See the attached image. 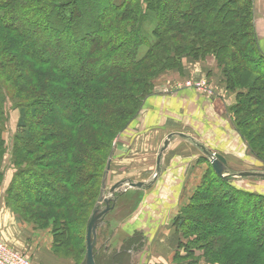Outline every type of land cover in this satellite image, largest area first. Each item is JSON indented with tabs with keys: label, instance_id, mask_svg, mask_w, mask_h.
I'll list each match as a JSON object with an SVG mask.
<instances>
[{
	"label": "trees",
	"instance_id": "16d2710c",
	"mask_svg": "<svg viewBox=\"0 0 264 264\" xmlns=\"http://www.w3.org/2000/svg\"><path fill=\"white\" fill-rule=\"evenodd\" d=\"M252 5L250 0H0V188L8 89L13 93L10 101H19L17 126L23 129L15 139L12 166L27 165V156L51 143L46 162L35 159L32 163L51 169L49 176L38 175L34 168L24 178L26 191L11 189L4 203L12 210L22 201L19 207L25 209L33 205L45 210L74 209L78 198H86L82 193L88 180L98 178L105 166L109 144L152 95V79L165 70L180 69L182 58L214 57L225 89L236 94L231 111L236 114L244 105L240 112L247 110L244 115H251L255 125L264 121V98L255 99L247 92L257 90L264 96V54L254 33ZM207 9L213 17L205 22L200 10ZM253 106L263 113L261 118L248 114ZM38 110L46 112L40 115ZM31 115L42 117L35 131L33 127L25 132L24 120ZM235 119L240 132L242 123ZM98 128L107 131L106 142L91 136ZM240 135L261 161L259 151L264 145L257 150L250 139ZM88 167L93 174L85 172ZM56 168L63 172L52 174ZM209 172L215 177L211 166ZM215 178L233 199L211 196L206 184L196 189L191 198L194 203L206 201L215 207L213 218L205 222L213 220V229L195 235L200 230L193 227L194 217H187L194 203L184 206L173 223L185 241L178 244L184 253L178 250L173 261L264 264V197L233 189L229 179ZM89 189L87 199L94 202L99 184ZM217 199L221 201L215 203ZM241 247L251 249L246 260L236 253L232 260L229 252Z\"/></svg>",
	"mask_w": 264,
	"mask_h": 264
},
{
	"label": "rangeland",
	"instance_id": "374dc122",
	"mask_svg": "<svg viewBox=\"0 0 264 264\" xmlns=\"http://www.w3.org/2000/svg\"><path fill=\"white\" fill-rule=\"evenodd\" d=\"M200 11V19L205 22H207L209 18L213 17L212 12L209 11V9L206 11ZM234 17H237V14H235ZM184 61L186 62L187 67L191 70L193 67H196V65H201L203 62H205L208 68L204 66L201 70L205 69L206 71L210 67L208 66L209 61H212L210 62V65H213L212 67L215 69L216 77L218 79H216V82L213 83L211 80H209V78H204L203 72L201 81L196 83L201 87V91L199 92H203L207 97H213L216 95L215 93H218L219 95L221 94V91H223V93L226 95L232 94L234 100L232 101L235 102L236 94L225 89V78L222 76L221 70L218 68V64L215 63V59L212 56H207L205 58L201 57L199 59H194L191 57L182 58L180 60V69L165 70L160 72L155 78L152 79L150 93L167 94L168 92L182 90V86H184L186 82V78H184L185 76L183 75ZM251 78H254V76H251ZM246 82L247 81H245V83ZM247 92L251 93L255 99L260 100V98H264L263 93L261 95L257 90H254V92L247 90ZM12 94L13 93L9 89L7 93L5 92V128L2 136L5 140L6 151L1 165L3 179L0 188V202H3L4 207H7L9 212L14 215L13 217H15L17 221L29 227L27 229V233L24 230L23 238L28 236L27 240L30 241V248H27V250L32 255L27 254V252H23L29 258L30 263L86 264L85 236L87 227L89 225L88 223L92 216H95L105 210L104 201L107 199L109 200L110 210L102 218L96 221L95 230L91 236L94 264H176V261H173L176 252L179 250L180 254L183 255L184 253V247L179 248L178 244L180 241L183 244L185 243V241H182L181 231L178 229L176 230L173 225L177 215L173 218L171 217V221L169 220L171 222L168 226L169 229L161 228L162 230L160 231V228L157 227V217H159L158 212L155 211L156 209L153 206H150L151 203L147 205V202L150 198L155 197L154 193L152 192V186L155 184L154 182L157 180L156 178L160 172V165L158 162L161 160V156L165 152L164 149L167 148L171 139L179 138L178 136H183L177 134L173 135L171 133L167 134V137L163 143L160 145L158 144V147H160L158 149V153L154 151L149 153L148 150L151 147L149 138L146 139L148 140L146 142L144 137H139L138 144L134 141L131 130L133 120H131V123L128 125V127L117 134V138L112 142V144H109L108 151L110 152V156L108 160H106L105 166H102L98 178H93L91 181L88 180L89 186L85 187V190L82 193V195L84 194L86 198H78L76 200V204H74V209L71 208L69 210L68 208H62V211L45 210L38 205H33L32 207H29V209H25L19 207L22 204V201L20 202L19 206L17 205V210H15L14 207H12V210L4 203V201L7 199L6 196L11 189L15 188L18 191L19 189L26 191L28 186L25 183L26 180L24 178L28 177V174L32 172L34 168L37 170L38 175L48 174L49 176V173H51V169L46 170L45 168L43 169L32 165L35 159L42 163L46 162L48 158L45 159V157L46 154L50 152L49 147L51 143L42 145L37 153L32 154V156H27V161L25 163L27 165L12 166L16 156L15 151L17 148L15 145V139L18 135L23 133V129L17 126L19 117L17 105H19V101H10ZM20 96L24 97L25 101L29 100V97L25 96L23 93L20 94ZM145 102L142 106V109L145 105ZM233 104H231L229 108H225V117L230 120L235 133L246 148V152L249 153V155H251L256 160V162H258V164H256V166L253 168L259 171L255 172L264 174V150L259 151L260 155H262L260 161L255 157L253 151L250 150L248 144L240 135L241 133L245 136V138L247 137L250 139L252 141L253 147L257 150L262 149V146L264 145V121L261 119L260 123L255 125L252 121L253 119H251V115H244V112L247 110L240 112V109H242L244 105L241 106L240 109L236 110V114H234L231 111ZM257 107L258 106H253L251 108L253 110L251 111L250 109L248 114L253 113L261 118L260 116H262L263 113L261 111L258 113L257 111L259 108ZM45 112L38 110V114L40 113V115L45 114ZM41 117L42 116L38 115L27 116L24 120V123L27 126L25 132H28V129L33 130V127L35 131ZM235 118L239 119L240 124L242 123L240 125V132L236 128L237 124ZM105 121L107 123L109 122L108 119ZM42 130V128L37 129L39 133L42 132ZM106 133L107 131L102 132V130L98 128L97 131H92L91 136L93 135L95 138H98L99 141L104 140L106 142L107 137L104 135ZM121 134H125L127 138L119 140V136ZM256 137L259 139L256 140ZM165 141L166 145L162 151L161 149L164 146ZM205 151L208 153V156L205 154ZM205 151L204 155L206 158L204 157L203 159H207V162H204V172L200 177L201 179L193 183L191 189H194L193 192L195 193L197 188L206 184V189H209L208 191L212 192L209 193L211 196L212 194H214L213 196H219L222 194V196H226H223L224 200L228 201L232 197L228 196L224 190L218 187L215 175V177L209 176L211 158L218 154H211L208 150ZM192 169H194V167H192ZM237 170L242 169L231 167L226 170L225 174L227 177H229V185L233 187V189L236 188L246 193H252L259 197H264V177H239V173H244L246 171H243V169L241 172H238ZM52 171V174L54 173V175H59L61 172H63L62 168H56ZM85 172L87 174H93L92 169H89V167L85 169ZM247 173L251 172L249 171ZM53 180L56 184H59L58 179L56 180L55 178ZM104 181L105 188L102 187ZM121 181L123 182V185L111 194V187ZM48 182L50 183H48L49 186L51 185L52 187H56L54 186V182ZM96 183L97 185L99 184V196L96 201L94 200V202H92V200L90 201L87 199L86 194L92 190L89 189L90 186H94ZM133 183H141L143 184V187L141 189L131 188L129 184ZM40 189L44 190V192L48 190L42 188ZM81 189H83V187L80 188L79 192ZM191 198L187 200L188 203L186 205L181 207L185 208L184 206L194 203V200L192 201ZM26 201L29 202V198ZM220 201V199H217L214 202L219 203ZM193 205L194 209L187 211V217H194L193 219L195 221H192L194 224L193 227L200 230V232L194 231V234L200 236V233H204L206 229H213V223H211L213 220H211V222L207 223L206 225L205 222H209L208 220L213 218L211 213H214L215 207L213 204H209L206 201L202 202L200 200L195 202ZM182 208H180V210ZM146 210H149L148 214ZM158 220L161 221V218H158ZM198 220L200 221V224L196 223ZM202 230L203 232H201ZM222 242L224 243L223 239ZM4 244L12 249V247H10L7 243ZM214 244L215 242L211 243V245ZM28 246L29 245L26 244V247ZM213 247L211 248L213 249ZM250 250L251 249L247 250L241 247L238 250L235 249L229 252V256L232 258V256L236 253L239 258L246 260ZM196 254L201 256L202 252L196 251ZM233 259L236 260L235 258H232V260ZM200 260L203 259L201 258Z\"/></svg>",
	"mask_w": 264,
	"mask_h": 264
},
{
	"label": "crops",
	"instance_id": "0c3cea01",
	"mask_svg": "<svg viewBox=\"0 0 264 264\" xmlns=\"http://www.w3.org/2000/svg\"><path fill=\"white\" fill-rule=\"evenodd\" d=\"M250 1L253 4L258 47L264 53V0ZM210 62L212 61H209L210 67L206 71L201 70L204 66L208 68L205 62L191 70L184 61L183 75L186 82L199 83L204 72V78H209L215 83L218 78ZM215 94L213 97H207L194 87L167 94H152L132 121L131 130L134 141L138 144L139 137H144L145 140L149 138L152 147L149 148V153L151 151L158 153L160 148L158 146L163 143L167 134L183 136L171 139L167 148L164 149L165 152L158 162L160 172L152 186L155 197L147 202V205L151 203L150 206L158 212L157 227L160 231L163 228L169 229L171 217H175L181 206L186 205L187 200L193 195L194 189L192 190L191 187L195 181L201 179L205 169L204 164L207 162V159H203L205 150L211 154H221L227 163L226 170L232 167L244 169L243 171H246L244 173L259 171L253 168L258 162L246 152L230 120L225 117V108H229L234 103L233 95H226L223 91L219 95ZM119 137V140L127 138L125 134ZM13 216L7 207H4L3 202H0V239L13 250L30 254L27 250L30 248L28 236L23 238L24 230L27 233L29 227ZM158 218H161V221ZM26 244L29 246L26 247Z\"/></svg>",
	"mask_w": 264,
	"mask_h": 264
},
{
	"label": "water",
	"instance_id": "95a60500",
	"mask_svg": "<svg viewBox=\"0 0 264 264\" xmlns=\"http://www.w3.org/2000/svg\"><path fill=\"white\" fill-rule=\"evenodd\" d=\"M166 145V141L164 143V146L162 147V151L164 149ZM205 154L208 156V153L205 151ZM211 168L213 170V173L216 177H220L222 178L223 180H228L229 177H227V175L225 174L226 172V161L225 159L221 156V155H215L211 158ZM108 166V165H107ZM109 168V167H108ZM239 177H257V178H262L264 177V174H260V173H239L238 174ZM105 185V181L103 182V188ZM123 185V182H119L117 184H115L113 187H111L110 189V193L112 194L115 190H118L121 186ZM129 186L131 188H138V189H141L143 187V184L141 183H133V184H129ZM104 204H105V210H103L102 212H100L99 214L95 215V216H92L90 221H89V225L87 227V230H86V264H94V261H93V254H92V243H91V236L95 230V223L97 220H99L100 218H102L109 210H110V206H109V200L105 199L104 201Z\"/></svg>",
	"mask_w": 264,
	"mask_h": 264
},
{
	"label": "built area",
	"instance_id": "2783aa9c",
	"mask_svg": "<svg viewBox=\"0 0 264 264\" xmlns=\"http://www.w3.org/2000/svg\"><path fill=\"white\" fill-rule=\"evenodd\" d=\"M183 88L194 87L198 91H201V87L198 84H192L187 81ZM0 264H32L26 254L17 252L3 243L0 239Z\"/></svg>",
	"mask_w": 264,
	"mask_h": 264
}]
</instances>
